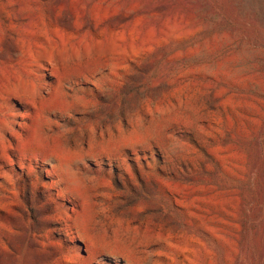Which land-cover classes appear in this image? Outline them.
I'll return each instance as SVG.
<instances>
[{"label":"rangeland","instance_id":"374dc122","mask_svg":"<svg viewBox=\"0 0 264 264\" xmlns=\"http://www.w3.org/2000/svg\"><path fill=\"white\" fill-rule=\"evenodd\" d=\"M0 264H264V0H0Z\"/></svg>","mask_w":264,"mask_h":264}]
</instances>
